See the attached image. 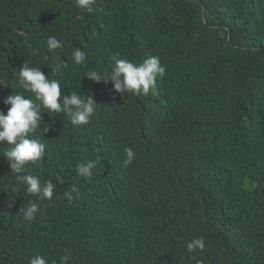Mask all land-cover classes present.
Instances as JSON below:
<instances>
[{"label":"trees","instance_id":"obj_1","mask_svg":"<svg viewBox=\"0 0 264 264\" xmlns=\"http://www.w3.org/2000/svg\"><path fill=\"white\" fill-rule=\"evenodd\" d=\"M94 8L0 0V109L7 114L15 92L40 103L18 83L25 62L46 76L64 64L50 76L62 95L98 103L79 126L42 109L30 136L45 154L21 175L52 181L51 200L28 194L0 155V264L37 255L60 264L66 249L69 264H264V0H96ZM49 36L61 41L55 52ZM76 48L86 53L81 65ZM152 56L166 72L146 96L85 76ZM126 147L135 152L127 167ZM96 160L90 178L76 173ZM73 185L80 195L70 201ZM30 202L39 204L31 221L21 213ZM199 237L204 250L189 254Z\"/></svg>","mask_w":264,"mask_h":264},{"label":"clouds","instance_id":"obj_2","mask_svg":"<svg viewBox=\"0 0 264 264\" xmlns=\"http://www.w3.org/2000/svg\"><path fill=\"white\" fill-rule=\"evenodd\" d=\"M75 3L77 7L91 13L95 10L96 0H75ZM46 43L50 52H55L62 47L61 41L55 36H49ZM71 56L76 65L83 64L86 59V53L80 48H76ZM64 67V64L57 63L53 67L52 74L61 73ZM165 72L166 67L161 64L159 56H152L140 64L127 58L115 59V66L111 71H106L103 74L89 72L85 76L97 82L100 80L110 81L113 84V90L121 95L127 92V94L146 96L154 87L157 78L163 77ZM50 76H46L41 67L30 66L27 62L23 63L19 67L18 83L26 92L34 94L35 100L40 103L15 92L4 100L5 105H10L7 114L3 109H0V144L6 142L10 146L0 155L6 158L12 172L17 174L18 184L23 185L28 194L38 197L39 200H51L56 185L50 180L42 182L36 175H21V173L26 165L30 162L39 161L45 154V144L30 136L40 128V122L43 121L42 109H46L48 113L64 111L71 118L72 124L79 126L90 122L98 104L94 95L81 96L76 91L62 95L61 81L51 79ZM47 131L48 128L45 129V132ZM124 152L126 155L124 166L127 167L135 160V152L131 147H126ZM99 162L96 160L79 164L75 171L79 176L90 178L93 174L92 170ZM252 182V177H247L243 181L244 184ZM73 193L76 194L77 198L80 195L75 185L64 195L71 201L74 199ZM38 211L39 204L36 202H30L21 209L23 218L29 221L35 218ZM204 248L203 237L194 238L186 244V250L189 254L195 253L198 249L203 251ZM65 252L66 254L61 258L60 264H69L71 254L67 249ZM191 258L195 260L196 256L191 255ZM29 264H48V261L44 256L37 255L31 258ZM197 264H201V262L197 260Z\"/></svg>","mask_w":264,"mask_h":264},{"label":"water","instance_id":"obj_3","mask_svg":"<svg viewBox=\"0 0 264 264\" xmlns=\"http://www.w3.org/2000/svg\"><path fill=\"white\" fill-rule=\"evenodd\" d=\"M203 12H204V10H203Z\"/></svg>","mask_w":264,"mask_h":264}]
</instances>
